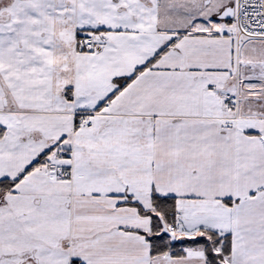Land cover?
<instances>
[{
    "label": "snow or ice",
    "instance_id": "1",
    "mask_svg": "<svg viewBox=\"0 0 264 264\" xmlns=\"http://www.w3.org/2000/svg\"><path fill=\"white\" fill-rule=\"evenodd\" d=\"M0 264H264V0H0Z\"/></svg>",
    "mask_w": 264,
    "mask_h": 264
}]
</instances>
